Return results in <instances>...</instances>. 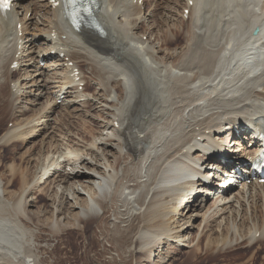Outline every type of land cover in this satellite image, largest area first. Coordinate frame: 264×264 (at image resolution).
Instances as JSON below:
<instances>
[{
    "label": "bare ground",
    "instance_id": "bare-ground-1",
    "mask_svg": "<svg viewBox=\"0 0 264 264\" xmlns=\"http://www.w3.org/2000/svg\"><path fill=\"white\" fill-rule=\"evenodd\" d=\"M21 1L8 19L0 17V119L13 123L0 135V146L24 145L49 131L52 136L44 150L45 141L20 157L29 165L37 152L38 174L15 163L4 165L7 174L0 172V264L40 263L29 260L39 255V246L31 244L30 222L61 242L70 229L83 235V224L95 222L111 264H174L176 250L195 256L204 238L209 253L243 238L252 243L257 234L264 241V184L230 188L224 198L217 195L224 187L219 172L226 173L219 158L225 153L227 160L251 156L255 148L253 136L244 138L246 147L233 128L245 129L254 121L264 125V71L251 79L238 73L232 49L240 41L247 58L256 57L257 45L264 52V32L254 37L246 31L252 16L264 22V0L256 5L208 0L192 14L202 13L203 22L184 33L178 22L182 0H164L156 27L162 23L165 30L154 33L149 26L142 34L138 30L148 24V16L137 18L141 7L131 8L124 0H98L80 31L47 0H40L42 5L30 0L27 6L28 0ZM215 5L220 14H210ZM39 7L49 9L51 18L34 24ZM30 12L35 16L26 21ZM209 17L224 26L221 32L212 24L204 30ZM22 22L24 40L13 33ZM30 30L47 36L26 38ZM182 33L184 44L171 47L173 37ZM57 47L76 68H85L83 93L73 86L62 60L40 67L39 55ZM15 62L19 78L9 70ZM62 91L67 101L59 104L56 92ZM29 99L42 102H31L39 108L19 123L32 110L24 105ZM74 105L78 110L71 114ZM209 145L219 149V157L207 151ZM182 172L188 178L179 183ZM15 183L18 189L12 191ZM43 198L49 206L34 211Z\"/></svg>",
    "mask_w": 264,
    "mask_h": 264
},
{
    "label": "rangeland",
    "instance_id": "rangeland-1",
    "mask_svg": "<svg viewBox=\"0 0 264 264\" xmlns=\"http://www.w3.org/2000/svg\"><path fill=\"white\" fill-rule=\"evenodd\" d=\"M36 1L39 2L40 0H36ZM28 3H30V0H28V2H26L25 6H27ZM39 3H41L40 5H42V2H39ZM153 3H154V5H152ZM150 6L151 7H149V8H152V9L151 10L149 9L150 11L149 10L147 11L148 20H149L148 24L142 25L141 28L138 30L139 31L138 33H140V31H141V34H142V31L144 29H147V28L149 29V26L152 27L151 30H153L154 33H156V30L157 29L159 30L160 27L165 30V27H163L165 25L162 23H160L158 25L160 27H156V25L158 24V21L162 18L163 10H161V7H164V0H161V1L157 0V3L155 0H153L151 2ZM41 8L42 7H39L38 10H40V11L38 12L39 15H37V16L34 15L35 13L30 12L31 15L33 14V18H34V16L36 18L35 21L33 22L34 24H37V22L42 23L43 19H49L50 18L47 15L48 11H46V8H42L44 10H41ZM142 8H143V6H141V9ZM211 9L213 11L210 14L216 15V13H218V12H219L218 14L221 13V8L218 9V7L216 5L214 7L211 6ZM20 10H21V12L19 10H18V12H20V14H22L23 10L22 9H20ZM214 10H215V12H214ZM158 11H161V12H158ZM156 12L158 14H156ZM149 13H151L152 17L149 16L150 15ZM45 15H47V16L45 17ZM201 15H202V13H201ZM154 17L156 19H154ZM192 17L193 18L191 19V23L194 22V23H192V25H190L191 23L189 24L190 21H187V23H186V22H182V20L180 18H178V22L180 23V26H181L180 31L184 32L186 30V27L191 28V26H194L195 29H194V27H193V29L196 30V28H197L196 25H200V23L203 22V20L201 21V19H203L202 16L199 18H196L195 15H192ZM151 18H153V21ZM157 18H158V20H157ZM26 21H27V19H26ZM197 22H198V24H197ZM208 24L214 25L215 29L218 32H221V30L224 28L223 25L216 23L213 17H209L206 20V22L204 24V30H206V27ZM35 28L32 27V30H34ZM39 29H42L41 25H40ZM32 30L28 31V33L32 32ZM158 30H157V32H158ZM182 38H183V40H182ZM175 40H178V41H176V42H174V40H173V42L171 41L172 42L170 44L171 47H176V45L181 46L182 44H184L183 33H182V35L178 34V36L175 37ZM182 41H183V43H182ZM165 47H168V44H166V46H164V48ZM34 70H35L34 68H30L29 71L34 72ZM35 74L36 73H34L33 75H35ZM44 78H46V77H44ZM28 101H30V103ZM28 101L24 102V105L29 107L30 109L32 108V110L27 111V113H28L27 116L31 115L37 108H39L38 106L35 107V106L31 105V101H32L31 99H29ZM77 110H78V108H77V106L75 107V105H74V107L70 106V108H69V112L71 114H73ZM27 116H26V118H27ZM26 118H24V119L21 118L19 123H21L22 120H25ZM12 124L13 123H9V127H11ZM7 126H8V121L6 119H2V120L0 119V135L4 132V130L7 128ZM51 133H52L51 131H49L48 133H44L41 136H39L38 138L30 140V143H25L24 145H18L14 148H12V147H6L5 148L3 146H0V158H2V161L0 163V172H5L7 174V171L4 167V165L6 166V164L9 165V164L15 163V165L19 166L18 168L20 170H24V171L29 170L30 174L31 175L33 174L32 176H34V174H38L40 172L39 170H41L42 166H41V163H39V159H38L39 156H38L37 152L33 157H31V161L29 162L30 163L29 165H28V162L24 164V160H22L23 158L20 159V157H25V156L27 157L29 155L28 153L35 146V144L43 143V141L46 142L45 145H43V147H42L44 150V148L46 147L47 143L50 140V136H52ZM40 145L42 146V144H40ZM21 163H22V165H21ZM14 186L16 188L11 186L12 191L18 189L17 183H15ZM45 206H49V202L43 198V200L41 201V204L38 205L36 208H33V210L37 212L38 209H40L41 207H45ZM195 214L196 213H194L193 211H192V213H190V216H192V220H194ZM40 216H43V213H41ZM83 225H84L83 227L85 228V229L83 228L84 234H86V235H84V234L82 235V232L77 230V229H70L69 230L70 232L67 231L66 232L67 234L66 233L63 234V240L61 237V240H62V242H61L60 239H57V238L55 239V237H54V239H55L54 240L53 237L49 235L48 231L45 228H43V227L38 228L36 225H34L33 223L30 222V226L28 225V228L31 227V229L28 232H29V235L32 237L31 238L32 239L31 244L32 245L34 244L33 246H35V244H36V247L39 246L38 250L40 252L37 250V254H39L41 257L39 255H37L38 258H30L29 260L37 259V261L39 260L38 262H40L41 264H49V263L50 264H109V263L111 264V260H109L110 259L109 254L106 250L107 245L105 244V241L103 239V236L101 235V232L99 231V229H97L98 226L95 224V222H92V221H88L87 223H85ZM85 230H86V232H85ZM50 237H52V239ZM204 239L201 240V242H203V244H201V252L195 255V256L199 257L200 260L198 258H196L195 256L188 254L185 251L181 252V250H176L175 253L177 255L175 254V257H174L175 263L174 264H177V263L178 264H200V263L201 264H264V241H259V238L257 240L254 239V241L252 243H249V241L247 239L244 240L245 238H243L240 240V242L239 241L234 242L233 245H231V246H229L223 250L218 249L217 252L215 251L212 253H209L208 251L206 252V250L204 249L205 248V242H206L205 241L206 239L205 240ZM47 240L51 243L50 244L48 242L50 244V246L47 243ZM56 240H59V241H56ZM43 244H44V246H43ZM46 245H47V247H46ZM104 247H105V249H104ZM188 255H191V257H193V258L195 257L196 258V259L194 258L195 261H194V259L193 260L190 259V257L188 258ZM105 256H108V257H105ZM201 256H203V257H201ZM251 257H252V259H251ZM105 258H107V259L105 260ZM188 259H189V261H187ZM250 259L252 262L250 261ZM42 262H44V263H42ZM40 263H38V264H40Z\"/></svg>",
    "mask_w": 264,
    "mask_h": 264
},
{
    "label": "snow or ice",
    "instance_id": "snow-or-ice-1",
    "mask_svg": "<svg viewBox=\"0 0 264 264\" xmlns=\"http://www.w3.org/2000/svg\"><path fill=\"white\" fill-rule=\"evenodd\" d=\"M70 2H71L73 9H76V11L72 13V19L74 23L77 19V15L80 10L78 8V5H82L83 6L82 10L86 12L88 15H91V7L88 5L95 4V0H87V4L85 3V0H70ZM8 7H9L8 0H0V8L6 10Z\"/></svg>",
    "mask_w": 264,
    "mask_h": 264
}]
</instances>
